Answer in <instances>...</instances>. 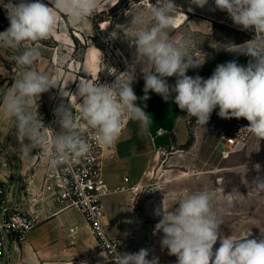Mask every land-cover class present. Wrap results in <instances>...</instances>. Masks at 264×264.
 I'll return each mask as SVG.
<instances>
[{
    "label": "clouds",
    "instance_id": "clouds-1",
    "mask_svg": "<svg viewBox=\"0 0 264 264\" xmlns=\"http://www.w3.org/2000/svg\"><path fill=\"white\" fill-rule=\"evenodd\" d=\"M190 3L204 8L209 0ZM213 3L215 9L226 11L241 30L255 32L252 40L226 49L249 57L246 66L230 61L217 65L207 79L187 75L189 69L204 65L206 54H193L190 39L171 35L179 8L174 0H156L155 4L149 2L146 10H137L130 16L135 29L130 45L134 46L135 55L127 70L110 72L115 76L111 84L79 80L71 99L52 75L36 68L41 58L38 42L53 34L61 14L77 25L93 17L101 0H49L51 6L42 0L3 3L9 27L0 32V48L23 51L14 57L19 78L4 94L0 116L12 122L22 155L40 149L55 169L90 154L92 145L84 136L85 129L91 130L96 144L103 147L112 146L121 137L128 120L147 129L151 119L145 111L146 104L141 107L137 100L150 99V91L165 102L172 99L199 126L205 127L218 108L220 118H244L249 122L244 129L264 140V0ZM137 66L144 78L141 98L132 87ZM169 77H175L174 85L168 83ZM54 88L68 99L67 104L62 101L54 110L59 131L45 126L38 116L37 101L42 93ZM254 168L259 172L261 165ZM251 185L254 191L264 192V178L257 176ZM174 205L167 206L162 201L155 209L154 214L160 219L153 235L163 233L161 248L177 258L176 264H264V232L260 238H249L251 232L225 236L221 231L222 210L214 207L213 194L207 189L185 191ZM218 241L219 247L214 249ZM149 255L150 251L142 248L136 253H117L112 259L115 264H159L157 256L149 259Z\"/></svg>",
    "mask_w": 264,
    "mask_h": 264
},
{
    "label": "crops",
    "instance_id": "crops-1",
    "mask_svg": "<svg viewBox=\"0 0 264 264\" xmlns=\"http://www.w3.org/2000/svg\"><path fill=\"white\" fill-rule=\"evenodd\" d=\"M42 2L51 6L49 0ZM116 2L117 0H101V7L93 17L77 25H73L61 14L53 34L38 42L41 58L35 65L36 68L52 75L69 99L72 98L71 92L76 91L79 80L88 79L101 83L102 44L97 43V31L100 29L96 24L99 14ZM187 17L186 13L175 17V28L184 25ZM193 25L192 30H196ZM3 31L2 29L1 32ZM226 49L228 48L223 47L207 53L204 65L193 69L195 71L190 69L186 74L207 79L217 65L233 59H238L240 63L246 57ZM22 51V48L19 49L11 57L8 54L0 55V96L19 78L14 57ZM222 56L227 61L223 62L220 58ZM57 68L58 72L55 71ZM114 79L115 76L112 75L110 84ZM167 80L170 85L175 84V78ZM132 87L138 98L143 97V76L137 77ZM148 95L150 99L147 101L137 100L141 107L146 104L145 111L151 119L147 129H143L137 121L128 120L121 137L112 146L105 148L101 155L102 178L109 189L103 197L107 231L111 237L122 238V245L135 233L138 215L136 205L130 202V192L117 190V187H139L153 164L155 152L185 145L190 139L188 120L192 117L182 112L172 99L165 102L161 96L151 91ZM62 101L68 103L67 98L59 95L58 88L41 94L37 104L38 116L42 122L51 119L56 121L54 110ZM167 116L168 119L164 121ZM161 128L164 130L162 134L159 133ZM3 158L12 161L11 171L0 168V178L8 185L5 204L14 203L17 209L35 211L40 220L24 242L13 244L6 264H103L95 261L96 247L99 245L80 210L60 208L48 198L39 202L35 193L42 185L48 162L40 149H34L28 156L22 155L12 122L0 116V161Z\"/></svg>",
    "mask_w": 264,
    "mask_h": 264
},
{
    "label": "rangeland",
    "instance_id": "rangeland-1",
    "mask_svg": "<svg viewBox=\"0 0 264 264\" xmlns=\"http://www.w3.org/2000/svg\"><path fill=\"white\" fill-rule=\"evenodd\" d=\"M149 2L155 4L156 0H117L99 14L96 25L100 30L96 37L97 43L102 44L101 84H110V72L116 70L117 74L122 73L132 62L135 48L130 42L134 40L135 29L130 24V16L137 10H146ZM174 3L179 7L175 17L181 13H186L188 17L184 25L175 28L171 35L190 39V51L197 56L203 57L204 53L223 47L231 48L232 44H242L255 36L254 31L241 30L236 26L226 11L215 9L213 0H209L204 8L191 4L190 0H174ZM192 25L196 30H192ZM8 27L9 23L0 13V32ZM18 51L0 48V55L8 54L11 57ZM220 58L223 62L227 61L223 56ZM249 59L246 56L240 63L238 59L233 61L246 66ZM141 76L143 73L137 66L136 78ZM171 78L175 77L167 79ZM218 111V108L213 111L205 127L199 126L193 117L188 120L190 139L185 145L155 152L153 164L137 189L140 200L136 205L138 217L135 233L124 242L119 253H136L144 248L150 251L149 259L157 256L159 264H176L177 258L161 248L163 233L153 235L155 224L160 219L154 214L155 209L162 205V201L167 206H173L185 191L202 189L213 194L214 207L222 210L221 231L225 236L251 232L249 238H260L261 232H264V192L254 191L251 183L257 176L264 178V140L260 141L251 134L241 151L225 157L217 144L228 135L236 122L247 120L222 119L217 115ZM164 118L166 121L168 116ZM256 164L261 165L259 172L254 168ZM218 247L219 241L214 249ZM96 251V262L115 264L99 246Z\"/></svg>",
    "mask_w": 264,
    "mask_h": 264
},
{
    "label": "built area",
    "instance_id": "built-area-1",
    "mask_svg": "<svg viewBox=\"0 0 264 264\" xmlns=\"http://www.w3.org/2000/svg\"><path fill=\"white\" fill-rule=\"evenodd\" d=\"M2 2L7 3V0H0V13L3 19L9 23ZM12 2L18 3L19 0H12ZM248 123L244 120L236 122L228 135L219 142L223 145V149L220 152L225 157L241 151L245 147L251 136V133L244 129ZM44 125L54 131H59V126L54 119L46 121ZM163 132L162 128L159 129V133L162 134ZM84 136L92 145L90 154L79 160L60 165L55 169L48 164V168L42 178V185L35 195L39 198V202L48 198L57 203L60 208H76L80 210L99 247L112 259L115 254L119 253L122 238L111 237L107 231L108 222L104 210L103 197L109 192V189L102 178L103 164L101 160L102 152L107 147L96 144L91 130L85 129ZM0 168L11 171L12 161L3 158L0 161ZM125 180H128V178H125ZM137 189L138 187L135 186L117 187V190L130 192V202L133 205H138L140 200ZM7 193V182L0 178V264H6L13 244L24 242L28 233L40 221L35 211L20 210L14 206L6 205Z\"/></svg>",
    "mask_w": 264,
    "mask_h": 264
},
{
    "label": "water",
    "instance_id": "water-1",
    "mask_svg": "<svg viewBox=\"0 0 264 264\" xmlns=\"http://www.w3.org/2000/svg\"><path fill=\"white\" fill-rule=\"evenodd\" d=\"M217 148L219 149V150H222L223 149V145L221 144V143H219L218 145H217ZM14 206V203L11 205V207H13Z\"/></svg>",
    "mask_w": 264,
    "mask_h": 264
},
{
    "label": "trees",
    "instance_id": "trees-1",
    "mask_svg": "<svg viewBox=\"0 0 264 264\" xmlns=\"http://www.w3.org/2000/svg\"><path fill=\"white\" fill-rule=\"evenodd\" d=\"M4 94H5V92L2 93L1 96H0V103H1V101H2V99H3Z\"/></svg>",
    "mask_w": 264,
    "mask_h": 264
},
{
    "label": "bare ground",
    "instance_id": "bare-ground-1",
    "mask_svg": "<svg viewBox=\"0 0 264 264\" xmlns=\"http://www.w3.org/2000/svg\"><path fill=\"white\" fill-rule=\"evenodd\" d=\"M178 22V21H177Z\"/></svg>",
    "mask_w": 264,
    "mask_h": 264
}]
</instances>
